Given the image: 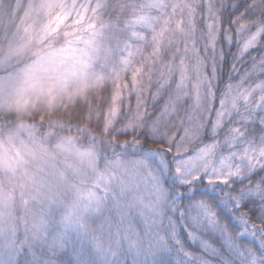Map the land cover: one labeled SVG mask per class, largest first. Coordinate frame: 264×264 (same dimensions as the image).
<instances>
[{"label":"snow or ice","instance_id":"snow-or-ice-1","mask_svg":"<svg viewBox=\"0 0 264 264\" xmlns=\"http://www.w3.org/2000/svg\"><path fill=\"white\" fill-rule=\"evenodd\" d=\"M155 7L96 227L0 231V264H264V0Z\"/></svg>","mask_w":264,"mask_h":264},{"label":"trees","instance_id":"trees-1","mask_svg":"<svg viewBox=\"0 0 264 264\" xmlns=\"http://www.w3.org/2000/svg\"><path fill=\"white\" fill-rule=\"evenodd\" d=\"M156 2L0 0V45L25 41L51 43L59 45L65 56L78 55L81 65L72 89L58 103L52 101L51 107L37 103L31 115L22 120H17L11 111H0V140L14 138L17 148L22 151L19 157L14 153L9 158L14 166V158L22 157L21 164L12 170L14 173L0 167V203L3 199L9 207L6 233L15 228L21 236L30 234L42 225L45 217L51 216L42 212L38 198L28 193L29 186L23 187V180L30 179L29 183L41 187V182L35 180L44 179L51 173L54 178L66 181L65 176L71 177L72 173L61 159L64 149L71 146L82 155L90 156L92 172L85 171L84 165L81 169L87 180L85 186L97 181L98 191L110 179L115 181L118 168L123 170L126 161L115 155L116 146L126 139L122 134L125 127L122 113L128 110L126 97L132 83L133 65L142 59L134 54L133 45L138 34L149 32L153 18L159 15ZM144 48L147 50L148 46L145 44ZM24 66L23 61L0 62V83L6 80L19 82ZM25 149L30 150L27 157ZM62 195L60 211L68 214L62 213L57 219L67 222L76 215L79 207L72 204V194L68 190ZM58 197L55 199L59 200ZM89 214L94 216L92 221L91 218L86 220L87 216L91 217ZM89 214L77 216L74 221L94 229L95 214ZM107 258L112 259L111 255ZM93 259L96 264H101L104 256L93 253Z\"/></svg>","mask_w":264,"mask_h":264},{"label":"clouds","instance_id":"clouds-1","mask_svg":"<svg viewBox=\"0 0 264 264\" xmlns=\"http://www.w3.org/2000/svg\"><path fill=\"white\" fill-rule=\"evenodd\" d=\"M5 23L11 27L9 22ZM21 61L25 65L21 80H6L0 84V111H11L17 120L31 115L37 103L42 107H51L52 101L58 103L72 89L81 69L79 56H65L59 45L28 41L0 45V62ZM17 147L14 138L0 140V160L11 158ZM23 151L25 157L30 155L29 149Z\"/></svg>","mask_w":264,"mask_h":264},{"label":"rangeland","instance_id":"rangeland-1","mask_svg":"<svg viewBox=\"0 0 264 264\" xmlns=\"http://www.w3.org/2000/svg\"><path fill=\"white\" fill-rule=\"evenodd\" d=\"M1 84V83H0ZM2 92V90H0ZM65 152L62 154V161L64 163V166H67L71 170V177H68V175L65 176L66 181H61L57 179L56 177L54 178L53 174H48L44 179H36L35 182L38 183V181L41 182L40 186L38 184L34 185L33 183H29L30 179H25L23 180V187L29 186V191L28 193L38 198L39 206L41 204V210L47 215H51L54 217H60L61 214L63 213L61 208L63 207L62 203L64 200V197L62 193L66 194L67 190L72 194V204L77 205L79 208L77 209L76 215L70 217L69 219L74 221V218L77 216H85V214H89V208L93 207L95 204L96 196L97 193L99 192L96 186V182L93 184H90L88 186H85V179L84 174L82 173L81 166L84 165V169L89 170L92 172V169L90 168L89 164L91 162V158L89 155L75 151L71 146L67 149H64ZM22 151H20L18 148L15 152L16 157H19ZM78 153V154H77ZM80 154V155H79ZM16 161V164L14 166H11L10 160H0V167L4 168V170L8 173L11 174L12 170L14 171L16 166H19L22 161L21 158H14ZM76 163L77 165H75ZM74 164V165H73ZM73 166V168H72ZM121 172V168H118L116 175L114 178L115 181L119 177V174ZM14 173V172H12ZM100 173V172H98ZM78 179L80 182L75 183V179ZM52 179V180H50ZM101 179V178H99ZM114 181V182H115ZM32 182H34L32 180ZM69 187V188H68ZM61 189V192H59ZM61 198H59V197ZM55 197H58V199H55ZM58 200V201H57ZM8 206L4 203V200L2 199V204L0 203V226L2 228V231L6 233L8 230V217H6V214L8 213ZM68 214V212H64L63 214ZM53 214V215H52ZM90 215V214H89ZM87 216L86 220L88 218H91L90 220L92 221L93 217ZM46 218V217H45ZM2 219V221H1ZM67 219L68 221H70ZM84 219V218H83ZM66 220V221H67Z\"/></svg>","mask_w":264,"mask_h":264}]
</instances>
